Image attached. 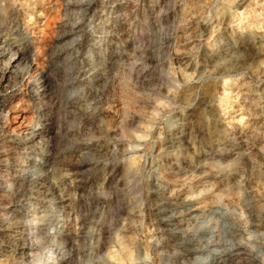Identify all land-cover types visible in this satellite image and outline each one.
I'll return each instance as SVG.
<instances>
[{
	"label": "rangeland",
	"instance_id": "1",
	"mask_svg": "<svg viewBox=\"0 0 264 264\" xmlns=\"http://www.w3.org/2000/svg\"><path fill=\"white\" fill-rule=\"evenodd\" d=\"M0 43V264H264V0H0Z\"/></svg>",
	"mask_w": 264,
	"mask_h": 264
},
{
	"label": "bare ground",
	"instance_id": "2",
	"mask_svg": "<svg viewBox=\"0 0 264 264\" xmlns=\"http://www.w3.org/2000/svg\"><path fill=\"white\" fill-rule=\"evenodd\" d=\"M9 46H6V45H4L3 43H0V56H3L6 52H7V49H9L8 48ZM5 61V60H4ZM3 64V63H2ZM4 68V67H3ZM6 68V67H5ZM8 68V67H7ZM6 72H5V70H4V72H2V75L3 74H5ZM3 82V81H2ZM40 128V127H39ZM38 134H39V131H38V129L32 134L33 135V138H28L27 137V140L25 141V143H24V145L26 146V147H31L32 145H33V142H32V140L33 139H35L37 136H38ZM20 141V140H19ZM23 141V140H22ZM22 144V143H21ZM38 161V160H37ZM34 164V160L33 159H31V158H29L28 160H27V165H29L30 166V168H29V171L31 170V167H32V165ZM39 164H41V163H39ZM35 165V164H34ZM24 171H25V169H23L22 170V173H24ZM32 171V170H31ZM21 179H25L24 177H21ZM42 179V178H41ZM38 181H40V180H38ZM43 181V180H42ZM41 183V182H40ZM37 184V183H36ZM40 185V184H39ZM47 187V186H46ZM51 187V186H50ZM56 192V191H55ZM59 193V192H58ZM42 207V206H41ZM18 211V210H17ZM46 212H49V211H46ZM35 214V213H34ZM41 216L40 215H38V218H40ZM53 217V216H52ZM8 218V217H7ZM35 218V217H34ZM33 219V218H32ZM26 221H24V223H25ZM28 222V221H27ZM20 222H17V224H19ZM10 224V223H9ZM36 224V222H32V223H27V225H35ZM21 226V225H20ZM9 227V226H8ZM38 227V226H37ZM31 229V228H30ZM40 233V232H39ZM30 234V233H29ZM28 235V234H27ZM29 237V236H28ZM31 239H32V237H31ZM28 240H30V239H28ZM33 241V240H32ZM27 249L28 250H31L32 249V247H31V245H28L27 246ZM24 251V250H23ZM25 251H27V250H25ZM32 253V252H31ZM33 259V258H32ZM1 263V262H0ZM65 264V263H64Z\"/></svg>",
	"mask_w": 264,
	"mask_h": 264
}]
</instances>
